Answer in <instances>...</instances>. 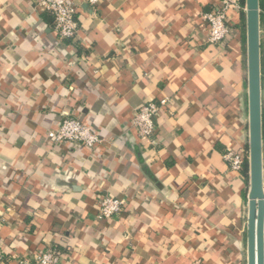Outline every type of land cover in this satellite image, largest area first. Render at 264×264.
Returning <instances> with one entry per match:
<instances>
[{"label": "crops", "instance_id": "obj_1", "mask_svg": "<svg viewBox=\"0 0 264 264\" xmlns=\"http://www.w3.org/2000/svg\"><path fill=\"white\" fill-rule=\"evenodd\" d=\"M73 1L63 40L39 0H0V264L54 249L61 264H247L249 187L224 161L249 143L242 13L212 46L217 0ZM163 100L140 140L135 114ZM65 115L102 144L51 142ZM103 196L125 207L100 222Z\"/></svg>", "mask_w": 264, "mask_h": 264}, {"label": "built area", "instance_id": "obj_2", "mask_svg": "<svg viewBox=\"0 0 264 264\" xmlns=\"http://www.w3.org/2000/svg\"><path fill=\"white\" fill-rule=\"evenodd\" d=\"M91 7H97L102 0H85ZM40 7L51 15L55 33L63 40H71L79 31L77 21L78 8L73 0H39ZM246 14V4L241 0H217L215 7L203 15L208 25V42L212 46L224 45L237 31L232 23L231 14ZM261 38H264V20L261 22ZM167 105V100L160 104L149 102L134 116L132 125L140 140H152L156 134V120L160 111ZM48 139L58 145L80 143L86 148L94 150L103 142L89 126L82 121L65 115L56 129L48 132ZM249 146L228 148L224 153V161L231 172L243 175L246 166H249ZM97 219L105 222L121 214L125 207L123 200L103 196L98 203ZM17 264H61L62 254L46 250L34 258L15 259ZM195 264H203L196 262Z\"/></svg>", "mask_w": 264, "mask_h": 264}, {"label": "water", "instance_id": "obj_3", "mask_svg": "<svg viewBox=\"0 0 264 264\" xmlns=\"http://www.w3.org/2000/svg\"><path fill=\"white\" fill-rule=\"evenodd\" d=\"M249 105L247 264H264V152L260 0H245Z\"/></svg>", "mask_w": 264, "mask_h": 264}, {"label": "trees", "instance_id": "obj_4", "mask_svg": "<svg viewBox=\"0 0 264 264\" xmlns=\"http://www.w3.org/2000/svg\"><path fill=\"white\" fill-rule=\"evenodd\" d=\"M241 3L243 4V5H245V0H241ZM242 20H243V28H244V37H246L245 36V29H246V19H245V14H243L242 13ZM261 22L263 23V17L261 18ZM243 47H244V53H245V55H246V39H244V43H243ZM261 55H262V50H261ZM261 59H262V56H261ZM263 121H264V117H263ZM243 179L245 180V183H246V186H247V188L249 187V166H246V169H245V171H244V173H243ZM244 199H246L247 200V191H245L244 192ZM54 251L56 252V253H60V254H62L61 253V250H59V249H54Z\"/></svg>", "mask_w": 264, "mask_h": 264}]
</instances>
